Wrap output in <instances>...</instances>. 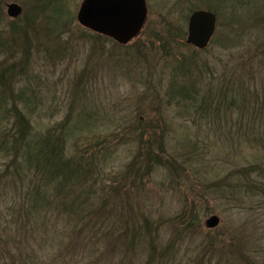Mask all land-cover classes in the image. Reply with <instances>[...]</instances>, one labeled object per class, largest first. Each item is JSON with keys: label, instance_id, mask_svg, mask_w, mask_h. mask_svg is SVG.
<instances>
[{"label": "rangeland", "instance_id": "1", "mask_svg": "<svg viewBox=\"0 0 264 264\" xmlns=\"http://www.w3.org/2000/svg\"><path fill=\"white\" fill-rule=\"evenodd\" d=\"M82 1L0 0V71L23 56L25 37L12 26L27 24L29 67L15 76L14 92L30 102L16 105L37 133L68 123V157L100 153L81 205L104 210L107 227L98 232L131 234L66 247L70 232L91 231L69 227L70 214L58 216L72 199L56 192L60 179L47 190L59 210L31 215L32 228L13 185L12 158L0 155V264L264 261V201L242 188L246 176L264 183L255 172L264 167V0H146L144 31L125 46L78 23ZM11 3L23 8L16 20L7 16ZM197 10L217 17L203 51L186 44ZM183 87L188 97L176 93ZM12 103L1 110L2 128L12 127L4 115ZM152 151L176 165L154 163L146 175L137 169L127 176ZM212 216L220 224L209 229Z\"/></svg>", "mask_w": 264, "mask_h": 264}, {"label": "trees", "instance_id": "2", "mask_svg": "<svg viewBox=\"0 0 264 264\" xmlns=\"http://www.w3.org/2000/svg\"><path fill=\"white\" fill-rule=\"evenodd\" d=\"M12 30L14 34L22 33V35H24L25 39L23 41L26 47L23 56L15 64L13 63L7 67L5 66L4 69L0 71V99H2V102H0V113L10 99L14 101L12 107L5 109L6 113L4 114L5 117L8 115L12 120V127L8 129L7 127L2 128L0 125V155H6L12 158L9 168L12 169L14 174L13 185L15 191H17L19 196L24 198L25 204H23L26 208L24 211L29 219L27 222H30L33 228V219L31 215L40 214L46 207H49L50 210H59L57 206L59 202L57 200H48L49 191L47 190L49 186L60 179V182L55 186L56 192L60 194L64 200L68 198L72 199L60 206L67 211L59 210L60 213L58 216H61L63 213L70 214L69 227L73 225L78 226V230L90 227L89 229L91 231L70 232L71 238L68 239L70 242L65 244L66 247L71 248V245L74 246L78 240H96L97 244H100L103 240L108 239L109 234L115 235L118 240L122 238V235L130 237L131 232L127 231L124 233L98 232L96 230L97 228L103 230L107 227L106 217L103 214L104 210L100 208L92 210V207L88 209L81 205L83 203L81 196L84 194L87 195V193L93 189L92 186L87 185L88 178L94 177V174L100 170L98 165H96V160L99 161L100 153L97 151L95 157H91L89 153L85 154V157L76 155L68 157L65 147L68 123L58 126V129L47 133H37L34 131L30 119L24 114L23 110L17 107V102H15L17 99L22 100V104L25 105L26 109H28L27 105L30 102L29 98L25 97V92H20L17 95L14 92L15 76L18 74L25 75L29 67L30 40L27 33V24L25 26H12ZM6 76H9V78ZM6 78H8V80H6ZM176 93L183 96L187 95L188 97V95H190V89L183 87ZM33 109L31 107V111H34ZM148 150L151 151L150 149ZM155 155L153 151L144 153V160L147 161L144 166L138 159L134 160L130 164L127 176L137 169L142 171L143 175H146L149 173V167L154 163L163 167H174L176 165V161L165 156V152L158 155V157H155ZM161 155H163V157H161ZM93 158L95 159L94 161L92 160ZM256 171H259L260 175L264 178V167H258L255 172ZM94 182L95 183L92 185H97L96 180H94ZM242 188H244V194L247 196H256L264 201V183L258 184L255 180L252 181L246 176V181ZM42 201L46 202L43 209H41ZM79 201L81 203L78 205ZM32 211L35 212L33 213ZM134 232L136 234L141 231L134 230ZM132 237L133 236H131V238ZM32 253H34L33 250ZM80 254L84 257L87 256L86 253V256L83 253ZM35 256L40 257L39 254H35ZM58 258H60V255H57L55 260ZM88 258H92V256L88 255ZM55 264L72 263L67 262L66 258H64L63 263ZM255 264H264V261H256Z\"/></svg>", "mask_w": 264, "mask_h": 264}, {"label": "water", "instance_id": "3", "mask_svg": "<svg viewBox=\"0 0 264 264\" xmlns=\"http://www.w3.org/2000/svg\"><path fill=\"white\" fill-rule=\"evenodd\" d=\"M22 9L16 4L7 5V15L17 19ZM148 16L146 0H83L77 20L79 24L95 33L113 39L120 45H127L137 38ZM216 16L208 11H197L189 19L186 43L197 49H205L211 42L215 30ZM220 224L216 216L207 221V227L214 229Z\"/></svg>", "mask_w": 264, "mask_h": 264}]
</instances>
